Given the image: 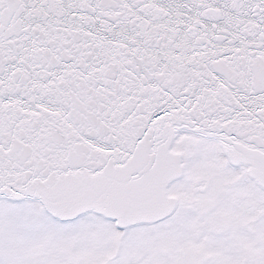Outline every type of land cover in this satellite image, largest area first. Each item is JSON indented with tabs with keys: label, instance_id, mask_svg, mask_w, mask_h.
<instances>
[{
	"label": "snow or ice",
	"instance_id": "6c2138e0",
	"mask_svg": "<svg viewBox=\"0 0 264 264\" xmlns=\"http://www.w3.org/2000/svg\"><path fill=\"white\" fill-rule=\"evenodd\" d=\"M0 264H264V0H0Z\"/></svg>",
	"mask_w": 264,
	"mask_h": 264
}]
</instances>
